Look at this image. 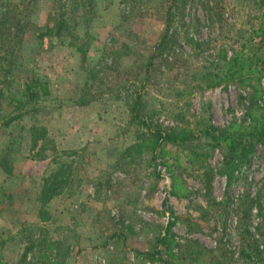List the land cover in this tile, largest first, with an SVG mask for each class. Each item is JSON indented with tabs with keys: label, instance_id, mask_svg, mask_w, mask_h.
<instances>
[{
	"label": "rangeland",
	"instance_id": "rangeland-1",
	"mask_svg": "<svg viewBox=\"0 0 264 264\" xmlns=\"http://www.w3.org/2000/svg\"><path fill=\"white\" fill-rule=\"evenodd\" d=\"M19 1L0 0L8 4ZM53 1L39 0L31 16L33 26L49 24ZM92 1L95 18L91 28L98 39L84 65L100 69L110 63L112 57L105 53L104 39L113 25L120 22L124 10L129 11L128 17L132 19L138 9L147 8L146 13L132 22L134 29L152 40L163 28V22L152 16L154 3L147 4L144 0V5L133 13L121 0ZM256 2L259 0H190L184 6L183 16L175 15L176 41L170 52L189 62L187 66L192 70L211 62L223 46L232 54L247 38L250 25L256 23L260 11ZM79 3L80 0H73L71 13L78 14ZM188 38L195 43L187 42ZM254 42L251 46L264 58V40L260 44L256 38ZM3 54L5 50L0 56ZM100 73L105 78L100 86L96 80H88L79 53L67 45V39L52 37L51 42L47 38L38 39L36 30L24 36L13 62L8 92L19 97L21 103H9L6 97L0 105V257L16 262L23 250L32 245L27 259L39 264L41 251L50 242V256L61 264H163L148 262L141 252L151 247L154 236L172 213L180 217L172 230L186 249L212 250L216 264H262L244 260L239 254L244 246L241 222L246 207H251L249 232L260 238V247L264 243L258 232L262 216L249 201L257 197L264 213L261 144H255L231 182L223 172L219 149L207 158L211 170L208 179L202 169L187 167L183 159L179 170L192 194L188 198L171 196L170 177L165 167L158 164L159 159L149 166L143 162L124 171L116 167V150L128 144L134 132L128 123L126 103L111 90L119 83L116 71L102 68ZM32 77L48 84V95L27 98L25 86ZM3 78L0 70V81ZM89 99L92 100L86 103ZM187 100L190 105L186 118L191 124L200 117L208 118L215 126L235 120L248 123L249 88L229 83L196 91L178 103L182 109ZM256 103L264 108V94ZM13 117L9 125H4ZM159 122L163 126L178 124L164 114ZM40 126L45 127L47 137L44 143L39 140L34 145L31 129ZM169 149L176 148L169 146ZM61 165L69 171L67 186L47 203L46 219L41 220L37 195L43 180ZM154 166L161 178L156 189L150 191L151 178L147 174ZM183 166L186 171H182ZM225 197L231 202L221 207L218 203ZM219 240L233 251L234 260L215 250ZM183 263H188V259Z\"/></svg>",
	"mask_w": 264,
	"mask_h": 264
},
{
	"label": "trees",
	"instance_id": "trees-1",
	"mask_svg": "<svg viewBox=\"0 0 264 264\" xmlns=\"http://www.w3.org/2000/svg\"><path fill=\"white\" fill-rule=\"evenodd\" d=\"M143 1L121 0L132 12L144 5ZM189 1L146 0L147 4L154 3L152 16L163 22V28L155 40L144 36L133 27L132 20L146 13V7L138 9L139 14L135 13L132 19L128 17L129 11L124 10L120 22L113 25L110 34L104 39L105 53L112 57L111 61L100 67L116 71L119 83L111 87V90L118 99H123L126 103L129 111L128 123L134 132L132 140L116 150V167L124 171L143 162L149 166L159 159L158 164L165 167L170 177L169 194L177 198H188L192 194L179 170L183 159H186L187 167L197 166L202 169L203 175L208 179L211 170L207 158L214 150L219 149L223 156V172L227 181L231 182L234 172L247 160L255 144H261L264 148V108L256 103L264 94V58L251 46L256 38L260 44L264 40V0L256 2L259 3L260 10L256 23L254 26L250 25V32L239 48L232 54L224 46L219 48L216 58L198 70L188 68L189 62L170 52L176 41L175 15L183 16L184 6ZM38 3L39 0H20L15 4L0 2V53L5 50V54L0 56V70L4 77L0 81V105L1 100L6 97L9 103H21L19 97L8 94L12 85L9 78L24 36L31 30L37 31L38 39L47 38L49 42L52 37L60 41L67 39V45L79 53L81 66L87 71L88 80H96L98 86L105 80L101 77L99 67L83 64L98 39L91 28L95 18L93 1L80 0L78 14L75 15L70 11L73 0H54V11L48 15L49 24L43 27L33 26L31 22ZM186 41L195 43L191 38ZM3 61L7 63L4 64ZM229 83L251 90V105L246 111L248 123L235 120L228 125L215 126L208 118L200 117L191 124L186 118L189 100L184 102V109L178 103L196 91ZM25 91L27 98L32 100L49 94L48 84L34 77L26 84ZM90 100L92 99L86 103ZM161 114L171 117L178 124L163 126L159 122ZM14 119L15 117L9 118L4 125H9ZM46 137L45 127L31 129V142L34 145L39 140L44 143ZM169 146L176 149L172 151ZM183 167L182 171H186L185 166ZM68 175V169L61 165L43 180L37 195L41 220L46 219L44 208L47 203L67 186ZM147 177L151 178L149 190H155L161 178L160 171L154 166ZM257 199L251 197L249 201L255 204L262 216L258 232L264 242V213ZM230 202L231 199L225 197L218 205L224 207ZM250 211L251 207H246L242 216L241 234L244 246L239 253L240 258L264 264V243L260 247V238L253 237L249 232ZM167 217L166 225L154 236L151 247L141 252L143 258L151 263L163 264H216V254L212 250L199 247L186 249L185 243L178 242L172 226L180 217L172 213ZM125 227L133 231L129 224H125ZM42 241L45 244L44 238ZM28 246L18 261L8 262L0 257V264H33L27 259L32 245ZM50 249L52 244L47 242L41 251L39 264H61L58 259L50 256ZM215 250L223 251L229 259L234 260L233 251L226 249L222 240H219ZM184 259H188V263H183Z\"/></svg>",
	"mask_w": 264,
	"mask_h": 264
}]
</instances>
